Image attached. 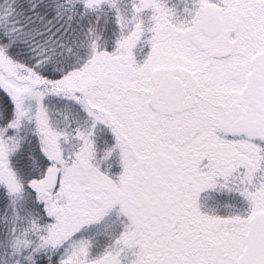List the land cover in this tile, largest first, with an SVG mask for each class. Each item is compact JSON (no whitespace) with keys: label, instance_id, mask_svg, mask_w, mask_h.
Returning <instances> with one entry per match:
<instances>
[{"label":"snow or ice","instance_id":"6c2138e0","mask_svg":"<svg viewBox=\"0 0 264 264\" xmlns=\"http://www.w3.org/2000/svg\"><path fill=\"white\" fill-rule=\"evenodd\" d=\"M0 264H264V0H0Z\"/></svg>","mask_w":264,"mask_h":264}]
</instances>
